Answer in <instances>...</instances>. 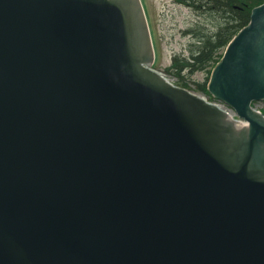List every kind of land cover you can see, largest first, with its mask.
Listing matches in <instances>:
<instances>
[{
    "label": "water",
    "instance_id": "1",
    "mask_svg": "<svg viewBox=\"0 0 264 264\" xmlns=\"http://www.w3.org/2000/svg\"><path fill=\"white\" fill-rule=\"evenodd\" d=\"M17 1L0 0V264H264V121L237 130L143 67L138 13ZM263 88L264 7L213 82L237 107Z\"/></svg>",
    "mask_w": 264,
    "mask_h": 264
},
{
    "label": "rangeland",
    "instance_id": "2",
    "mask_svg": "<svg viewBox=\"0 0 264 264\" xmlns=\"http://www.w3.org/2000/svg\"><path fill=\"white\" fill-rule=\"evenodd\" d=\"M142 1L146 8L149 23L153 32L154 44L157 53V67L160 59L158 58L159 48L154 30L159 17V31L157 32L162 46V49L160 50L161 59L164 61L161 68L164 69L169 66V62L174 56L191 54L192 49L190 48V45L194 42L195 35L184 33L186 29L195 27L207 28L208 31L211 29H218L216 16L210 14L209 12L199 13L194 8L180 4L177 0H151L154 3L150 0ZM238 1L242 3L244 1L251 2L252 5H255L259 0ZM157 7L160 10V14ZM166 60H168V62L165 64ZM210 66L211 65H209V63H206L194 67L192 71L186 70L184 72L185 77L183 76L184 79L181 81H179V77L173 73H169L168 75L172 79L181 83H186L185 85L194 88V82H204L207 80L210 75ZM258 106L264 108V104H258Z\"/></svg>",
    "mask_w": 264,
    "mask_h": 264
}]
</instances>
